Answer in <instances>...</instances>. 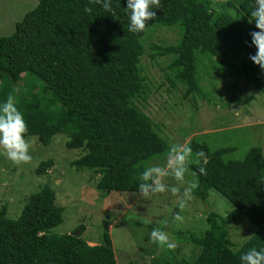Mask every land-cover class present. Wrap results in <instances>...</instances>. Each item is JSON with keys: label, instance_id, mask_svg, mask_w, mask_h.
I'll use <instances>...</instances> for the list:
<instances>
[{"label": "trees", "instance_id": "obj_1", "mask_svg": "<svg viewBox=\"0 0 264 264\" xmlns=\"http://www.w3.org/2000/svg\"><path fill=\"white\" fill-rule=\"evenodd\" d=\"M105 2L37 0L13 33L0 37V100L13 94L27 126L25 138L35 144L46 146L53 136H65L64 148L78 151L70 165L88 170L97 189L138 194L143 183L138 174L169 151L167 139L137 105L149 91L140 63L143 41L157 30L175 34L172 43L150 47V58L167 59V93L179 91L192 102L204 99L202 83L217 64L222 78L241 79L264 96V72L248 59L256 51L249 14L254 0H159L152 9L156 18L140 33L128 31L126 0H113V5L108 0L115 15L103 10ZM85 6L93 12L85 14ZM186 144L193 152L187 168L197 184L192 198L205 202L213 191L231 210L224 217L208 212L203 232L176 234L193 247V256L172 253L150 264H247L241 255L264 248L262 148L251 147L241 160H227L230 148L212 151L201 138ZM201 150L205 161L195 158ZM52 166L51 160L41 161L34 174L47 176ZM55 202L53 189L45 184L27 199L17 219H8L5 205L0 207V264H115L106 230L91 246L81 238V228L51 233L62 222L63 210ZM240 220L255 229L235 245L229 229Z\"/></svg>", "mask_w": 264, "mask_h": 264}, {"label": "rangeland", "instance_id": "obj_2", "mask_svg": "<svg viewBox=\"0 0 264 264\" xmlns=\"http://www.w3.org/2000/svg\"><path fill=\"white\" fill-rule=\"evenodd\" d=\"M36 3L37 0H0V37L10 36L15 24ZM175 38L171 30H157L143 41L145 52L140 63L149 91L146 101L137 103L142 112L157 125L156 130L167 139L169 149L192 138L197 141L201 138L212 151L230 148L224 155L227 160H241L251 147H261L264 161V96L254 87L241 79L222 78V70L215 64L202 83L205 100L199 97L192 102L179 91L166 92L163 69L167 59L150 58L153 53L150 47L172 43ZM232 104L237 105L235 114L231 112ZM25 140L31 156L28 162L14 163L0 154V207L5 205L6 217L17 219L27 199L49 184L56 205L63 210L61 224L51 233L69 234L81 228V238L96 244L106 230L115 264H150L152 258L163 262L172 253L176 258L188 259L195 254L193 247L185 245L176 234L203 232L208 228L205 220L208 212L224 217L231 210V205L213 191L205 202L192 198L181 208V198L170 189H178L182 195L194 178L186 171L183 180H176L171 168L166 167L167 156L151 164H161L168 173L159 178L165 192H150L149 197L142 198L139 194L106 193L97 189L96 180L88 170L70 165L78 151L65 149L66 137L61 134L53 136L46 146L35 144L31 138ZM45 160H51L53 166L47 176L37 177L34 170ZM189 161H193L192 156L186 159V167ZM176 216L180 219H175ZM153 229L168 234L175 247L168 249L151 241L149 233ZM252 229L255 228L249 222L240 220L229 229L231 242L240 245L252 234Z\"/></svg>", "mask_w": 264, "mask_h": 264}, {"label": "clouds", "instance_id": "obj_3", "mask_svg": "<svg viewBox=\"0 0 264 264\" xmlns=\"http://www.w3.org/2000/svg\"><path fill=\"white\" fill-rule=\"evenodd\" d=\"M99 2V0H95ZM159 3V0H126L124 12L127 13L128 31L130 33H140L144 31L146 22L156 18V11L152 10ZM113 5V0H112ZM103 10L111 15H115L113 6L110 7L108 0L103 4ZM85 14H91L93 9L85 6L83 9ZM250 24H254L255 31L251 32V45L255 48V54L249 55L248 59L253 65L258 66L261 72H264V0H254V5L249 12ZM27 126L24 116L18 110L13 94L9 93L3 100H0V154H3L8 160L14 163L28 162L31 156L28 154L29 145L26 143L25 134ZM193 155L192 148L189 144L172 146L167 155L166 167L171 168V175L176 180H183L185 172L189 169L185 165L186 159ZM195 158L205 161L207 159L204 151L195 153ZM200 175L205 174V169H198ZM168 173L164 168L159 166L146 167L138 174V180L143 181L137 187V193L142 198L149 197V193L157 194L164 193L165 187L160 182V177ZM151 181V183H149ZM259 183L264 184V176L259 178ZM197 187V184L192 182L183 190L182 195L178 189H170V191L178 193L181 198L180 207L183 208L187 201L192 199V192ZM175 219H180L176 216ZM149 239L157 242L160 246H165L168 249L175 247L174 242L169 240L168 234L153 229L149 233ZM241 261H246L247 264H264V248L259 252L255 248L250 249L240 256Z\"/></svg>", "mask_w": 264, "mask_h": 264}, {"label": "water", "instance_id": "obj_4", "mask_svg": "<svg viewBox=\"0 0 264 264\" xmlns=\"http://www.w3.org/2000/svg\"><path fill=\"white\" fill-rule=\"evenodd\" d=\"M236 111H237V105L232 104V105H231V112H232L233 114H235Z\"/></svg>", "mask_w": 264, "mask_h": 264}, {"label": "crops", "instance_id": "obj_5", "mask_svg": "<svg viewBox=\"0 0 264 264\" xmlns=\"http://www.w3.org/2000/svg\"><path fill=\"white\" fill-rule=\"evenodd\" d=\"M94 244H95V243H92V242L88 243L89 246L94 245Z\"/></svg>", "mask_w": 264, "mask_h": 264}]
</instances>
